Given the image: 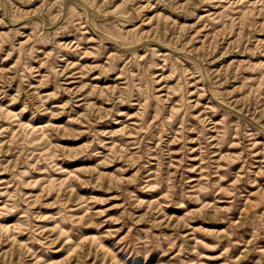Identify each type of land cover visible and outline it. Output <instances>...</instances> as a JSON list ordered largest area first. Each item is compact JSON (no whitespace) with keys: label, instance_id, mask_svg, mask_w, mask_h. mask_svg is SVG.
I'll return each mask as SVG.
<instances>
[{"label":"rangeland","instance_id":"1","mask_svg":"<svg viewBox=\"0 0 264 264\" xmlns=\"http://www.w3.org/2000/svg\"><path fill=\"white\" fill-rule=\"evenodd\" d=\"M0 264H264V0H0Z\"/></svg>","mask_w":264,"mask_h":264}]
</instances>
